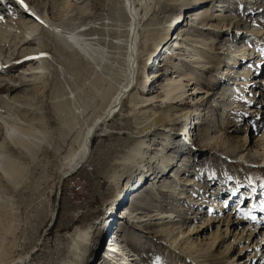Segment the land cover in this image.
I'll return each instance as SVG.
<instances>
[{
	"label": "rangeland",
	"instance_id": "rangeland-1",
	"mask_svg": "<svg viewBox=\"0 0 264 264\" xmlns=\"http://www.w3.org/2000/svg\"><path fill=\"white\" fill-rule=\"evenodd\" d=\"M23 3L32 13L42 15L43 21L41 27L28 35L27 43L19 45L21 39L28 40L25 33L28 30L23 27L13 29L4 42L0 40V69L7 68L2 76L9 77L0 81L3 86L0 146H4L5 153L15 151L24 166L15 186L0 172V264H12L26 254L30 259L27 264H65L72 260L71 252L80 232L87 234L82 264H98L110 238L121 233L116 228L122 227L120 222L124 224L119 217L122 212L131 211L144 219L157 209L172 212L176 215L172 220L179 218L182 223L170 221L156 226L157 221L152 220L150 223L154 224L138 223L137 228L123 225L121 241L135 240L136 246L131 245V249L138 254L137 264H264V0H134L141 29L138 84L133 101L136 107H130L127 98L120 104L119 110L91 139L87 161L70 174H66L69 172L66 157L75 147L77 133L103 111L124 83L129 17L122 0H23ZM205 7L208 10L199 16L214 19L202 21V29L195 28L190 15ZM23 11L17 0L0 2L4 20L25 22L28 18L21 15ZM179 27L185 28L188 38L198 39L196 49L204 60L199 65L181 61L180 71L192 73L186 77L189 79L186 83L194 82L207 97L195 105L188 99L178 106V101L173 105L163 102L161 84L173 76L172 62L179 57L174 51L166 62L161 61L165 73L154 84L152 94L157 101L148 108L169 114L193 110L195 114L186 121L198 145L193 153L186 136L181 134L184 123L169 129L172 124L171 120H165L166 116L162 123L167 130L148 134L136 125L146 110L141 97L151 89L140 82L141 77L147 79L152 64L157 65L154 56L162 57L167 45L161 46L166 40L175 39ZM55 29L81 35L95 52L74 51ZM163 30L166 36L161 40ZM241 30L246 32L240 34ZM154 41L158 44L155 49L149 47ZM199 41L205 43L204 47L198 46ZM237 47L249 59L239 60ZM12 56L16 57L9 59ZM209 56L212 58L207 63ZM24 58L27 60L19 61ZM28 64L35 67V73L24 72ZM201 64L209 67L200 70ZM10 86L14 88L8 90ZM199 118L203 120L200 127L192 123ZM19 127L31 129L38 138H33L32 132L26 139L22 135L20 145L12 147L7 131L11 128L16 137ZM37 141L38 147L30 156L26 147ZM184 141L187 143L177 150V144ZM144 142L154 149L164 147L163 152L176 156L157 184L164 180L174 185L169 177L172 172L182 179L194 180L195 186L183 190L185 199L177 193L172 196L154 188L145 189L152 183L150 178L142 185L137 169L141 158L133 156L129 161V156L133 149L145 151ZM168 144L172 146L169 150ZM197 147L209 151L200 153ZM3 155L0 150V156ZM239 155L241 158H237ZM131 174V182L137 178L136 188L124 191L125 195L112 202V209L108 210L116 183L126 181ZM113 175L118 177L112 182ZM58 187L59 201L54 212ZM221 203L225 208L218 212ZM186 204L189 205L185 207ZM197 210L201 214L196 216ZM235 218L238 224L234 225V231ZM177 227L183 232L188 227L201 228L193 238L202 253L167 246ZM251 230L254 233H249ZM232 233H236L235 238L229 235ZM252 244H263L255 258L250 257Z\"/></svg>",
	"mask_w": 264,
	"mask_h": 264
},
{
	"label": "bare ground",
	"instance_id": "bare-ground-1",
	"mask_svg": "<svg viewBox=\"0 0 264 264\" xmlns=\"http://www.w3.org/2000/svg\"><path fill=\"white\" fill-rule=\"evenodd\" d=\"M73 1H76V0H73ZM122 1H123V6L125 8L126 14L129 17L127 34H126V48H125V66L126 67H125L124 83H122L118 87V89L115 91V93L110 97V99L108 100L107 104L105 105L103 111L99 115H96L88 124H86L84 126V128L81 131H79L77 133V135L74 139V143H75L74 146L75 147L72 148L71 152L69 151L70 153L66 157V163L68 164V167H69L68 171L69 172L72 170H76V169L80 168L87 161V159L90 155L91 139L97 133L99 128H103V126L108 121V119L110 117H112L119 110L120 104H122V102L126 98L128 99L130 107H136V104L133 101L135 98L136 87L138 84V62H139L138 56L140 54V52H139V44H140L139 30H141V29H139V21H140L139 20V12L137 10L136 5L134 4V0H122ZM0 2L3 3V0ZM14 2H16V1H14ZM40 4H41V2H40ZM220 6H225V4L220 5ZM17 8L18 7H16V10H17ZM22 9L25 12L24 11L21 12V15H23L25 18H28V20L25 22H21L20 19L19 20H13V19L4 20L3 19L4 16H1V14H0V40H2V41L6 40L7 37H9L11 35L13 29H15V28L19 29V28L23 27V29L25 31L28 30L27 32H25L27 34V36L30 35L31 31H34L37 28H39L40 24L43 21L42 15H40L39 13L37 14V12L32 13L28 9L26 11L25 8H23V7H22ZM207 10L208 9L205 7V8L199 9L198 10L199 13H197V14L195 13V14L190 15V20L194 21L193 22L194 24H192V26L200 29L201 28L200 24L202 21L214 19V18L202 17V15L199 16L200 14H202L203 12H206ZM222 10H224V9H222ZM19 11H21V9ZM220 14L221 13H219L218 15H220ZM10 23H12V24H10ZM178 23H176V24H178ZM47 25H49L51 28L53 27L51 24H47ZM140 28H141V26H140ZM52 29H54V27ZM213 29L217 30L215 28H213ZM55 30L59 36H61L63 39L66 40V43H68L70 45V47L74 49V51L76 49L78 51H80V50L85 51L87 49H90L93 52H95V48L93 47V45L91 43L88 44L84 40H82L81 35L75 36L73 34H69L65 31L60 30V29H55ZM224 30H227V28ZM184 31H185V28L179 27L178 33L176 34L175 39H170V40L168 39L163 43L161 48L164 47L165 45H167V46L165 47L166 49L162 50V52H161L162 57L159 59L160 56L158 57V55H157V56H154V60L152 59L153 62L154 61L157 62V65H155V67H154V64H152V66H151L152 69L148 73L147 79H144L143 75H142L140 82L144 85L149 86L151 89L150 90L147 89V91H145L146 93L144 94V96L141 97L143 100L142 103H144V106H146V110H145V113H142L143 117H141L137 121L136 125H137V128L143 130V133L145 132V134H148V133L152 132L153 130H159L160 133L166 131L167 128L164 127L166 124L164 125V123H162L164 121L163 120L164 117H166V116H168V117L165 118V120H168V121L171 120V124H172V127L170 126L169 129H175L177 127V125L184 123V128L182 129L181 134H183V136H186L187 141L192 146V150L191 149L190 150L193 153V148H195V146H198V145H195V141L193 140V137H192L193 136L192 131L188 129L189 127L191 128V125L189 127H187L188 125L186 123L187 117L188 116L190 117V115L195 114L194 112H192L193 110L190 111L189 109H185V110L179 111L177 113H173V114L170 113L169 114V112L163 113V112L155 111L153 108H148L149 106H152V104L155 101H157L155 94H152V90L155 92L154 84L158 80H160L161 77L164 76V73H165L164 71H162L163 68L160 67V65L162 66L161 61L166 62L170 58V55L174 51L176 54H178L179 57H177L172 62L173 76L170 77V80L167 83L161 84L163 91H164V98L162 99L163 102L169 103L166 105H173V104H176L179 102V104L176 105V106H178V105L186 103L185 100L188 99L189 101H191V104L195 105L197 103L199 104L201 101L205 100L207 97L205 91H203L199 86L193 85L194 82L189 81L186 83V81L189 80L186 77H188V76L191 77L192 73H184L183 74L180 71V67H181L180 62L181 61L182 62L191 61L192 63H195L197 65H199V63H201V62H204V60L201 58L202 57L201 51H198L199 49L198 50L196 49L197 44H195V43L198 42L197 41L198 39L195 40L194 38L191 39V37L188 38L184 34ZM237 32H238V30H237ZM245 32H246L245 30H241L239 33L242 34ZM190 34H191V36L195 35V33H193V32ZM257 35H258V37L260 36V34H257ZM165 36H166V33H165V30H163L161 35H160V39L164 40ZM29 37L30 36H28V38H27L28 40H24V39L22 40L21 39V43L19 45H22L23 43H27L30 40ZM254 37H256V36H254ZM143 43L146 44V39L143 40ZM203 43L200 42L201 45L198 44V46H203L205 44V43L204 44ZM150 45H151V46H149L150 48L152 47L155 49L158 44L156 43V41H154ZM15 46H17V45L15 44L14 47ZM14 49H16V48H14ZM203 50L208 51L209 48H204ZM237 50L239 51L240 48L238 49V47H237ZM245 53L246 52H243V51L240 52L241 56L239 57V60L244 59V58H246V60H247L248 57H245L246 56ZM1 54H2V52L0 51V56H1ZM230 54L232 56H234L232 53H230ZM15 57L16 56H12L9 59H14ZM209 57L210 58L207 60V63H209V60L211 61L212 57L211 56H209ZM26 60H27V58H24L23 60H19V61L24 62ZM227 62L229 63V61H227ZM0 64H2V63L0 62ZM200 66H201L200 70L209 67L208 65L206 66L205 64H201ZM6 70H7V68L0 69V81L3 80L4 78L5 79L9 78V77H7V78L3 77L4 74L6 73ZM23 70H24V72L26 71V74H28V75L35 73V71H33V70H35V67H32L31 64H28L27 67L24 68ZM262 81L261 80H255L253 82L261 83ZM234 84H239V83H234ZM189 86H191V87L188 88ZM0 88H3L1 82H0ZM13 88H14V86H10L8 88V90H12ZM214 107H216V103H214ZM174 109H175V107L173 108V110ZM201 119L199 118V119L193 120L192 123L199 125V127H200L203 123V120H201ZM11 128L8 129L7 133H9V137L12 141V147H14V148H15V146L20 145V140H22L20 138L22 137V135L24 136L23 138L26 139L27 136L32 135L31 134V132H32L33 138H38L36 135V132L31 131V129H25L24 130L21 127H19L20 130L16 129L18 131H16V133H17L16 137H14L15 135H14V133H12ZM195 139H197V138H195ZM187 141L182 142V144H177V150H181L183 148V144L187 143ZM24 142L25 141H23V143ZM38 144H39L38 141L36 144L32 143L30 145V147L29 146L26 147L25 151L27 153H29L31 156L33 151L38 147ZM9 146H11V145L9 144ZM22 146H23V144H22ZM166 148L169 150L170 148H172V146L170 144H168L166 146ZM197 148L198 149L196 151H198L200 153L203 151H209V149H206V148H199V147H197ZM142 149L145 151H141L140 148L133 149V151L131 152V155L129 156V158H130L129 161H132L133 156L134 157L139 156L141 158V160H139L138 166H137L138 171H140L138 173L140 175L138 178H140V179L142 178V180L144 182V183H142V185L146 184V180L148 178H150V181L152 182L151 184L146 185L145 189L154 188V190H158L161 193H167L168 192L172 196L177 193V194H179V197L181 199H185L186 196L184 194L185 193L184 191H185L187 186H193V185L195 186L196 185V184H194L195 183L194 180L191 181V179H187V178L182 179L181 177H179L177 175V173L172 172V173H170L169 177H172V180L175 182L174 185H170L169 181L167 182L164 180H161L160 184H157L159 182L158 178L163 176L165 174L168 166H170L171 164H173L175 162L176 156L171 155V154H166L165 152H163V150L165 149L164 147H162L160 149L159 148L154 149V147L149 146V143H146V142L143 143ZM0 150H1V152L4 153L3 156H0V172L2 173V176L5 178L6 181L11 182L15 186L17 180L19 179V177L21 175V172H22V169L24 166L21 163V161L19 160V157L15 154V151L12 150L13 152H6L5 153L6 149L4 148V146H0ZM227 157H229V155ZM237 158H241V155H239ZM131 173L133 174V172H131ZM132 174H131V176H129L127 178L126 181H118L116 183V185L114 187L115 192L108 200V202H109L108 203V205H109L108 210L111 211L112 208L110 205L112 204V202L116 203L118 201V198H120V195H122L124 193V191L126 193L131 192L128 190L133 189L135 182L137 180V178H136V179H134V181L131 182ZM116 177H118V175H113L111 177L112 178L111 181L113 182L114 180H116ZM120 178L123 179L121 176H119V179ZM155 181H156V183H155ZM134 188H136V187H134ZM179 188H181L180 189L181 192L178 191ZM6 192L7 191L4 190L3 195H6L7 194ZM124 195H125V193L123 194V196ZM228 197L229 196H227L226 198L228 199ZM9 198H11V197H9ZM0 199H1V195H0ZM188 205L189 204H186L185 207H187ZM198 206H199V203H198ZM201 208L202 207H200V209ZM224 208H225V206L223 207V203H221L217 211L218 212L224 211ZM132 213L133 212H131V211L127 212V213L122 212V214L119 215L120 219L123 220L124 224L120 222L119 224H122V227L119 226L116 228V230L121 231V233H116L113 235L114 237L110 238V242L107 244L108 247H106L104 250H102L105 252L101 253L99 255L100 261L98 262V264H137V263H139L138 254L135 253V251L131 249V245H135V240L133 238H129V240L127 242L121 241L122 240L121 234L123 233V229H124L123 225L124 226L129 225L130 227L137 228L138 223L143 225V222L145 224H147V223L152 222V220L157 221V223H155L156 226L160 225L162 223L170 222V221L171 222H177V225L178 224L181 225V223H182V220H178L179 218L177 220H172V219L176 218V215H172L173 214L172 212H162L161 210H158V209L155 210L154 214H149V213L146 214L144 219L142 216H137L136 214L132 215ZM200 214H201V212L199 210H197L196 216L200 215ZM0 216H1V213H0ZM237 220L238 219L235 218L233 220V222H235ZM132 223H135V224L131 225ZM150 224H154V223H150ZM237 224H238V222H235L232 224V228L234 231L236 228L234 225H237ZM200 229L201 228L194 229V227H188V230L183 232L179 227H177L176 234L173 236L174 238L170 239V241L167 243V246H171V247L180 246L186 250H188V249L194 250L195 249V252H198V254L202 253L201 249L197 248L196 245L194 244L195 241L193 238V235L196 232H198ZM249 233H254V231L252 232V230H251V232H249ZM167 234H168V236H171L172 233L168 232ZM229 235H232L233 238L236 237V233H232ZM86 240H87V234L86 233L80 232L77 235L75 242H74V245H73L74 246L73 251L71 252L72 260H68L65 264H82V263H84L85 258H84V254H83L82 249L85 250V248L87 246ZM196 241H197V239H196ZM214 242H216V241H214ZM96 246H97V244H95V247ZM251 247L254 249H253V255H251L250 257L255 258V256L259 253L258 251L263 248V244H260L259 246L258 245L256 246V244H254V245L252 244ZM93 252H94V250H93ZM258 259H259V256H258ZM29 260H30L29 256L26 254L25 256L19 258L18 260H15L14 262H12V264H27L29 262Z\"/></svg>",
	"mask_w": 264,
	"mask_h": 264
},
{
	"label": "water",
	"instance_id": "water-1",
	"mask_svg": "<svg viewBox=\"0 0 264 264\" xmlns=\"http://www.w3.org/2000/svg\"><path fill=\"white\" fill-rule=\"evenodd\" d=\"M71 172H73V170L72 171H70V172H68V173H66V174H70ZM65 174V175H66ZM61 183V182H60ZM59 187H58V190H57V193H56V197H55V204H54V212L55 211H57V207H58V201H59ZM52 222H53V218L51 219V221L49 222V226L52 224Z\"/></svg>",
	"mask_w": 264,
	"mask_h": 264
},
{
	"label": "snow or ice",
	"instance_id": "snow-or-ice-1",
	"mask_svg": "<svg viewBox=\"0 0 264 264\" xmlns=\"http://www.w3.org/2000/svg\"><path fill=\"white\" fill-rule=\"evenodd\" d=\"M17 3L21 4V6L24 7L25 10L27 11V5H25V4L23 3V0H17Z\"/></svg>",
	"mask_w": 264,
	"mask_h": 264
}]
</instances>
